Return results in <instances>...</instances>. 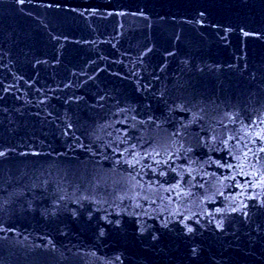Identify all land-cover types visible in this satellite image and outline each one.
Listing matches in <instances>:
<instances>
[{
	"label": "water",
	"instance_id": "1",
	"mask_svg": "<svg viewBox=\"0 0 264 264\" xmlns=\"http://www.w3.org/2000/svg\"><path fill=\"white\" fill-rule=\"evenodd\" d=\"M0 264H264V0H0Z\"/></svg>",
	"mask_w": 264,
	"mask_h": 264
}]
</instances>
